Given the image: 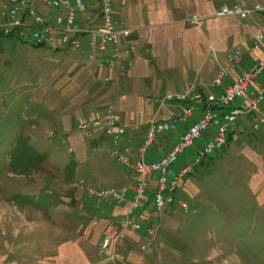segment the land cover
Returning a JSON list of instances; mask_svg holds the SVG:
<instances>
[{"label": "crops", "instance_id": "0c3cea01", "mask_svg": "<svg viewBox=\"0 0 264 264\" xmlns=\"http://www.w3.org/2000/svg\"><path fill=\"white\" fill-rule=\"evenodd\" d=\"M86 1L88 3L86 13L78 16L77 25L81 28H93L100 22V1ZM242 2L247 7L251 6L250 0H113L116 25L130 30L123 47L130 48L132 66L125 71L114 67L101 69L95 62L85 66L76 51L63 49L73 51L69 54L70 58H63L66 60H63L64 69L71 74L69 84L76 90L78 85L72 81L74 76L82 75L81 79L94 82L97 87L103 89L104 92L99 93L97 101L112 105L118 124L126 129V134L132 141L133 153L130 156L132 161L138 159L137 147L144 137L147 123L155 117L160 121L169 120L180 113L175 105L166 104L160 107L152 99L161 98L166 92H181L191 83H195L198 90L219 93L225 85L236 79L241 71L262 57L264 50L250 52L248 44L264 26L263 15L252 13L248 19L214 17L215 12L223 5ZM192 16L206 18L204 25L197 27L186 22ZM238 48L241 49L240 61L222 80L219 89L212 88L211 82L218 70L226 65L227 55L235 54ZM56 50L61 52V49ZM106 75L112 78L111 82H103L102 78ZM259 85L260 82H254L249 91L256 90ZM248 92L244 93V97ZM262 109L264 110V103ZM102 116L103 110L97 108L87 117H78L73 124L77 125L79 121ZM68 123V119L62 120L63 127L66 128ZM228 136L230 140L227 138L226 147L220 153L231 149L233 155L248 160L252 170L248 183L252 194L258 193V186H264V124L254 132L251 130L250 116H243L232 127ZM85 138L89 139V147L96 154L93 160H85L86 146L79 145L76 140L73 144L75 149L78 144L80 164L82 168L84 167L82 170L95 174V178L86 180L83 177L79 178H83L89 186L102 183L113 187L124 185L127 182L126 173L121 165L115 168L107 166V159H111V147L103 132L95 130ZM178 138V131L158 137L150 149L148 158H159ZM48 180L45 192L57 206L51 203L46 214L33 206L25 207V213L20 208L14 212L12 204L0 201V213L7 215L5 217L2 215L0 232L17 239L23 232L28 234L44 231L45 235L41 237L44 244L42 248L45 249L43 254L34 255L32 259L25 257L11 259L13 248L9 249L6 244L3 248L0 247V264L156 263L158 260L156 244L145 259L139 256L138 234H130L121 242V255L116 262L102 259L96 253L97 245L104 236L112 233L108 221L120 218L127 204L92 205L89 200V202L86 200L87 203L81 200L82 194L70 195L62 192L64 186L58 178ZM183 184L180 186L181 189ZM261 197L257 200L259 204L264 200V189ZM59 206L60 209H68L82 219L60 218L59 215L62 213L57 214V210L54 212V208L57 209ZM147 208L149 210L151 205ZM28 216L35 221H28ZM18 219L22 221V225L18 223ZM37 238L35 237L36 240Z\"/></svg>", "mask_w": 264, "mask_h": 264}, {"label": "rangeland", "instance_id": "374dc122", "mask_svg": "<svg viewBox=\"0 0 264 264\" xmlns=\"http://www.w3.org/2000/svg\"><path fill=\"white\" fill-rule=\"evenodd\" d=\"M31 7L37 17L54 26L53 18L48 17L53 13L51 9L39 0L31 3ZM8 8L7 0H0V26L4 25V12ZM71 52L37 47L17 37H0V201L12 204L14 212L20 208L25 213V207L33 206L46 214L51 203L57 206L45 192L48 178H58L64 186L62 192L82 194L80 198L86 203L88 200L97 206L109 203L107 198L91 195L90 190L96 192L113 186L73 185L79 177L95 178V174L82 170L78 144L86 146L85 160L91 161L96 155L89 147V139L73 123L97 108L104 110L108 103L97 101L103 89L81 79L82 75L72 79L78 85L76 90L69 84L71 74L64 69L63 58H68ZM77 54L83 65L90 64ZM63 119L69 121L66 128L62 126ZM205 134L203 139L207 137ZM227 138L230 140V136ZM69 148L73 153H68ZM220 152L200 163H194L189 155L179 160L178 165L185 161L192 168L181 190L191 211L185 214L173 204L163 213L156 234L155 264H264V200L261 204L257 201L262 198L264 186H258L259 192L252 194L248 160L233 155L231 149ZM107 166L115 168L119 164L108 158ZM121 167L125 173L128 171ZM56 210L57 214L62 213L59 215L62 219H82L60 206ZM0 215L1 222L7 215ZM27 220L35 221L30 216ZM18 223L22 225L20 219ZM43 235L44 231L23 232L15 239L0 232V247L8 244L9 249L13 248L11 259H32L45 250Z\"/></svg>", "mask_w": 264, "mask_h": 264}, {"label": "built area", "instance_id": "2783aa9c", "mask_svg": "<svg viewBox=\"0 0 264 264\" xmlns=\"http://www.w3.org/2000/svg\"><path fill=\"white\" fill-rule=\"evenodd\" d=\"M39 1L52 10L48 17L53 18L54 26L36 16V10L31 7L36 0H7L9 8L4 12L6 16L2 21L4 25L0 26V37L26 39L37 47L71 49L80 52L86 62H95L101 69L114 67L125 71L132 66L130 48L123 47L130 30L116 25L113 0H99L101 18L93 28L76 26L78 16L86 13V0ZM250 3V7L243 2L223 5L214 17L248 19L252 13L264 16V0H250ZM205 20L192 16L186 22L201 27ZM248 49L250 52L264 50V26L253 36ZM240 52L238 48L235 54L227 55L226 65L218 70L211 82L212 88L222 86V80L240 61ZM103 82L109 83L111 78L104 77ZM254 82H260L259 87L249 91ZM246 92L248 95L244 97ZM152 100L160 107L173 104L180 113L169 120L160 121L155 117L147 123L135 161L130 158L133 153L132 141L126 129L118 124L111 105L105 107L101 118L95 117L77 124V130L84 136L95 130L102 131L111 147L110 157L128 170L125 175L127 182L121 187L96 192L90 190V194L97 199L107 198L109 203L116 205L127 204L120 218L108 221L112 233L104 236L97 245L99 254L106 255L107 261L112 263L121 255V242L130 234L140 237V256L144 259L149 256L156 243L160 218L173 204H177L185 214L191 211L181 195L180 186L192 168L185 161L178 165L181 158L189 155L194 163H200L222 151L227 144V135L243 116H250L251 130L254 132L264 124V54L219 93L198 90L195 83H191L181 92H166L163 97ZM176 131L179 138L172 147L159 158L149 159L154 141ZM204 133L207 135L205 139ZM201 139L204 140L202 144ZM68 153H73V149L69 148ZM85 183L83 178L73 181L78 188ZM149 205L151 208L148 210Z\"/></svg>", "mask_w": 264, "mask_h": 264}, {"label": "bare ground", "instance_id": "6f19581e", "mask_svg": "<svg viewBox=\"0 0 264 264\" xmlns=\"http://www.w3.org/2000/svg\"><path fill=\"white\" fill-rule=\"evenodd\" d=\"M152 146H153V145H152ZM144 205H145V203H144ZM97 253L99 254V252H98V248H97ZM99 255H101V254H99ZM101 256H103L104 259L107 261V257H106V255H101Z\"/></svg>", "mask_w": 264, "mask_h": 264}]
</instances>
